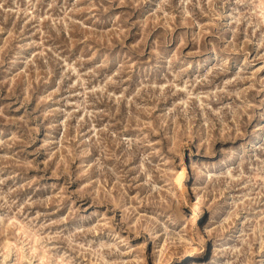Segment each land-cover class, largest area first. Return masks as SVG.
<instances>
[{
  "label": "rangeland",
  "instance_id": "374dc122",
  "mask_svg": "<svg viewBox=\"0 0 264 264\" xmlns=\"http://www.w3.org/2000/svg\"><path fill=\"white\" fill-rule=\"evenodd\" d=\"M0 264H264V0H0Z\"/></svg>",
  "mask_w": 264,
  "mask_h": 264
},
{
  "label": "bare ground",
  "instance_id": "6f19581e",
  "mask_svg": "<svg viewBox=\"0 0 264 264\" xmlns=\"http://www.w3.org/2000/svg\"><path fill=\"white\" fill-rule=\"evenodd\" d=\"M183 175H184V172L182 171L178 177V179L180 180V187L181 188H184V183L182 182ZM193 201H195V202L190 206L191 209L189 212L191 217H194L200 211V201H199L198 197Z\"/></svg>",
  "mask_w": 264,
  "mask_h": 264
}]
</instances>
